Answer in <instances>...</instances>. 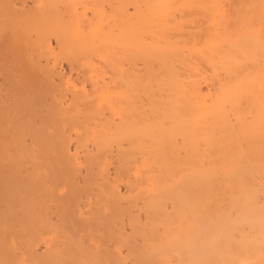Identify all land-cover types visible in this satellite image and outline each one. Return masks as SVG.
I'll return each instance as SVG.
<instances>
[{"label": "bare ground", "instance_id": "obj_1", "mask_svg": "<svg viewBox=\"0 0 264 264\" xmlns=\"http://www.w3.org/2000/svg\"><path fill=\"white\" fill-rule=\"evenodd\" d=\"M0 264H264V0H0Z\"/></svg>", "mask_w": 264, "mask_h": 264}]
</instances>
